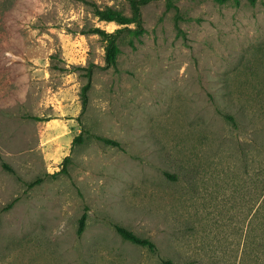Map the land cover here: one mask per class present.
<instances>
[{"label":"rangeland","instance_id":"1","mask_svg":"<svg viewBox=\"0 0 264 264\" xmlns=\"http://www.w3.org/2000/svg\"><path fill=\"white\" fill-rule=\"evenodd\" d=\"M94 7L0 0V264H264V0Z\"/></svg>","mask_w":264,"mask_h":264},{"label":"trees","instance_id":"2","mask_svg":"<svg viewBox=\"0 0 264 264\" xmlns=\"http://www.w3.org/2000/svg\"><path fill=\"white\" fill-rule=\"evenodd\" d=\"M129 9H130V17H127L123 15L119 10L113 9L111 7H106V8H98L94 7V14L100 19L104 21H115L118 24H128L134 22L139 30L142 28L141 26V7L145 4H147L150 1L153 0H127ZM126 28V27H125ZM121 28L119 30H116V33H107L105 30L99 28V27H92L90 30L94 33L100 34L103 37H110V40L106 46V53H105V60H106V65L105 66H114L116 63V54H117V47L115 45V39L116 36L123 31ZM85 76L87 78L86 82L81 86V91H80V98H81V105H82V110H84L87 102H88V90L90 87V79H91V68H87V71L85 73ZM227 117L231 118L230 116L227 115ZM97 139L102 140L103 142L107 144H115L116 142L110 138H105L101 136H96ZM82 137L81 133L76 135L72 139V144H75L77 142H81ZM69 157L65 156L62 162L63 169L61 170L64 172L66 162L68 161ZM1 166L8 170V171H13L12 168L5 162H1ZM41 181V178H37L34 181H31L27 183L28 186H33L34 184L38 183ZM87 219V214L83 212L78 219V226H77V235L80 236L84 230L85 223ZM114 228L116 232L121 236L123 240H126L128 242H131L135 245H139L142 247L147 248L149 251L153 253H157V246L154 241L147 237H142L137 235L135 232L132 230L121 226L119 224H114ZM159 261L161 264H185L183 262H175L172 259L165 258L159 256Z\"/></svg>","mask_w":264,"mask_h":264}]
</instances>
